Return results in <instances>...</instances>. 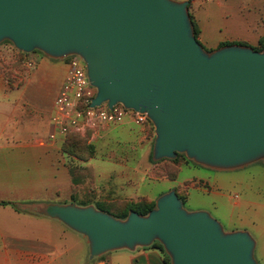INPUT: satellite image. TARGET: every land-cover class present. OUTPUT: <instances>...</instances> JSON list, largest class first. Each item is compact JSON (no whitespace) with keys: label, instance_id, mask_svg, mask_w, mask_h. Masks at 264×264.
Wrapping results in <instances>:
<instances>
[{"label":"water","instance_id":"95a60500","mask_svg":"<svg viewBox=\"0 0 264 264\" xmlns=\"http://www.w3.org/2000/svg\"><path fill=\"white\" fill-rule=\"evenodd\" d=\"M5 42L24 54L82 59L97 90L90 107L146 115L155 162L185 155L215 171L264 164V48L205 51L188 1L0 0ZM17 206L83 236L91 260L158 242L170 264H258L248 231L225 232L209 212L186 210L175 190L125 220L75 202Z\"/></svg>","mask_w":264,"mask_h":264},{"label":"crops","instance_id":"0c3cea01","mask_svg":"<svg viewBox=\"0 0 264 264\" xmlns=\"http://www.w3.org/2000/svg\"><path fill=\"white\" fill-rule=\"evenodd\" d=\"M184 1L189 2L190 15L200 30L198 41L209 50H217L221 48L222 44H231V42L233 44L236 41L255 48L259 46L260 41L264 38V0ZM29 57L35 61L36 70L34 74L27 76L24 80L22 76L14 75L12 79L9 76L0 75V84L4 85V87L0 85V92L7 98L10 105L6 111L8 114L7 119L8 122L14 123V126L0 127V178L8 180L10 185L7 189L1 190L0 195L21 196L12 199L1 198L0 202L13 203L16 202L15 200H24L22 196L34 199L35 196L45 194L49 190H52V193L58 199L64 198V204L71 203L73 196H77L75 203L91 201V198H86L88 195L85 192L78 190V195L75 194L72 177L74 169L65 165L63 158L69 157V155L63 153L61 140L47 141L48 136L50 137L54 130L51 122H49L50 114L51 111L53 112L55 99L64 83L68 69L66 67L61 74L58 68L50 63V58L37 53H33ZM17 77L23 81V84L19 89L14 90ZM3 80H6L12 88H7ZM35 84H37L38 90L36 96L28 98V102L22 103V100L25 99L24 96ZM35 108L40 110L44 108L43 111H46L42 123L39 121L37 125H33L27 121L20 125L22 123L20 121L28 120V118H20L18 122L15 121L17 116L29 117V115H25V112L29 109L32 113ZM125 126L136 125L127 121L122 125L113 126L108 131ZM137 127L144 130L145 127L150 128L151 126L147 124ZM45 131L50 135L46 137L44 135ZM141 141L146 146L145 151L150 158L151 154L153 156L155 138H141ZM193 163L186 158L182 162L180 171L183 166L191 167L190 165H193ZM194 165L202 167L195 163ZM79 167L81 187H84L88 181V175L86 174L88 169H84L81 163ZM157 167L152 165L149 169L150 172L146 174L148 179L153 182L165 185L156 192L140 193L135 189V185L139 184L141 179L132 172H126L123 177L117 175L111 183L106 180L109 185L106 187L108 190L103 194V197H110L115 201H137L146 198L149 201L156 202L162 195L172 190H178L179 194L183 192L186 194L187 202L189 190L200 187L190 185L184 189L187 183H194L195 181L186 182L178 188L172 187L170 183L175 182L178 178L173 181L166 176L159 177L156 172ZM116 178L127 180L126 186L113 185ZM2 208L5 209L7 206ZM58 223V225L52 223L53 227L55 225L58 229L53 230L54 234L58 231L56 240L54 239L56 236H53L54 238L35 236L37 239H33L34 237H30V235L14 236L7 230L9 225L0 220V264H77L80 256L89 258L87 240L61 222L58 221ZM69 232L74 233L73 235H76V237H81L77 238V241L81 239L78 245H70L73 243L72 241L76 242V238H72L68 234ZM61 242H65L66 245L63 246ZM107 255L93 261H95V264H109L110 260ZM164 262L165 254L161 250L152 247L143 249L131 258V264H165Z\"/></svg>","mask_w":264,"mask_h":264},{"label":"rangeland","instance_id":"374dc122","mask_svg":"<svg viewBox=\"0 0 264 264\" xmlns=\"http://www.w3.org/2000/svg\"><path fill=\"white\" fill-rule=\"evenodd\" d=\"M174 1L182 2L184 0ZM199 1L201 2L203 0ZM233 44L241 45V43L237 41ZM203 48L209 53L215 51L209 50L205 47ZM251 48L256 50L254 47ZM19 60V51L16 50L11 43H3L0 46V75L9 76L12 79L14 75L22 76L24 80L27 76L34 74L36 65L33 58H23L22 61L24 63L21 64L19 63ZM27 63H32L33 67L27 66ZM50 63L54 64L61 74L67 67L66 60L59 61L50 59ZM3 82L7 88H12L6 80H3ZM16 82L14 90L19 89L23 84V81H21L19 77L16 78ZM0 85L4 87V85ZM37 91V84H35L29 92H27L26 96H24L25 99L22 100V103H26L28 102V98L30 99L33 96H36ZM8 106L10 105L7 98H5L0 92V127L14 126V123L11 121L8 122L7 119L8 114L6 111ZM43 107L45 108V106ZM44 108L41 110L35 108L32 113H30L28 109L25 112L26 114H24L27 116L29 115V117L17 116L15 117V121L18 122V119L20 118H28V120L20 121L22 122L20 125L27 121L31 122L33 125H37L39 121L42 123L46 112L43 111ZM51 116L52 111L49 122H51ZM44 135L47 137L50 134L45 131ZM148 137L150 139L156 138L154 126H151L150 128L145 127L144 130H140L137 126L120 127L98 135L95 139L89 138V143L95 147V154L89 161H81L70 156L63 158L65 165L74 169L72 177L75 194L78 195V190H80L81 192L87 193L88 197L86 198H91L92 200H99L100 198L99 201L93 202L91 200L82 201L80 203L95 205L101 202H105L106 204L116 202L110 197H103V194L108 190L106 187L109 185L106 180H109L111 183L117 175L123 177L126 172H132L141 179L140 183L135 185V189L140 193H152L162 188V186L165 187V185L161 183H155L151 179H148L146 175L150 172L149 169L152 165L158 166L156 172L159 177H164V173L166 172L164 170L165 168H163V164H156L151 160L152 154L150 158L147 156L145 151L146 146H144L141 138ZM48 140L49 136L47 138V141ZM62 143L63 141L61 144ZM80 163L84 169H88L86 171L88 181L87 185L84 187H81V171L79 170ZM190 166L191 167L183 166L178 179L175 182L170 183V185L175 188H178L186 182L195 181L196 183H199L196 184L194 182L185 185V188L190 185L200 186L199 188H191L189 190L188 201H185L184 204L185 209L190 212L199 210L209 212L211 216L223 226L225 232L239 231L240 229L248 231L256 241L255 258L258 264H264V164L257 163L236 171H215L195 166L194 163ZM127 182L128 181L123 178H116L113 181V185L125 187ZM8 183V180L0 178V191L7 189L10 186ZM17 197L21 196L0 195V199H12ZM22 197L24 200H15L16 202L13 203L64 204V198L58 199L54 193H52V190H49L45 194L37 195L34 199H30L26 196ZM73 199H77V196ZM95 207L97 208V206ZM0 220L9 225L7 230L14 236L30 235V237H34L33 239H37L35 236H46V238H54L53 236H56V238H54L55 240L58 237V231L56 234L53 232V230L58 229L55 225L53 227L52 224L54 222L58 225V221H51L48 218L28 211H17L11 205L7 206L5 209L2 207L0 208ZM68 234L71 235L72 238H76V242L74 243V241H72L73 243L70 244L71 246H74L75 244L78 245V243L81 242V239H79L80 241H77V238L81 237H76V235H73L74 233L72 234L71 232ZM61 243L63 246L66 245L65 242ZM140 251H143V249L140 248L137 252L118 251L110 253L107 255L110 260L109 264H131V258L136 256ZM89 259L90 257L85 258L80 256L77 260V264H95V261H90Z\"/></svg>","mask_w":264,"mask_h":264},{"label":"built area","instance_id":"2783aa9c","mask_svg":"<svg viewBox=\"0 0 264 264\" xmlns=\"http://www.w3.org/2000/svg\"><path fill=\"white\" fill-rule=\"evenodd\" d=\"M67 75L55 99L51 124L54 128L49 140L64 141L68 134H79L95 139L110 128L127 121L136 126L152 124L146 115L117 105L91 108L97 90L90 84L87 68L82 59L72 56L66 59ZM27 66L33 67L32 63Z\"/></svg>","mask_w":264,"mask_h":264},{"label":"trees","instance_id":"16d2710c","mask_svg":"<svg viewBox=\"0 0 264 264\" xmlns=\"http://www.w3.org/2000/svg\"><path fill=\"white\" fill-rule=\"evenodd\" d=\"M191 18H192V22H193V26H194V30H195V35H196V38L198 39L199 34H200V30H199V28H198L197 24L195 23L192 16H191ZM5 43H10V42H5ZM226 45H229V44L228 43L222 44L221 47L226 46ZM241 45L247 46V44H244V43H241ZM263 48H264V38L260 41L259 46L255 47V49L257 51H261V50H263ZM34 53L44 55L39 51H35ZM29 56H30V54H24V53L19 52V59H20L19 63L20 64L24 63L22 61L23 58L26 59ZM150 126H153V125L151 124ZM89 138H90V134H88L87 136H81L79 134H74V133L68 134L62 143L63 153L69 155L70 157L81 160V161H89L91 158H93V156L95 154V147L89 143ZM151 160L156 164H163V168H165L164 170L166 171L164 173V176L168 177L170 180L175 181L178 178L182 162L184 160H186V156L185 155H178L175 160L165 159V160H162L159 162H155L153 160V156H152ZM184 189H186V188H184ZM176 192L178 193V190ZM178 195H179V193H178ZM179 197L181 198V200L185 204L186 194L182 193L179 195ZM72 200H73L72 202H75L74 199H72ZM77 204L80 206H88L89 205V204H81V203H77ZM9 205L13 206L17 211L22 210L15 203L5 202V201L0 202V206H2V207H6ZM95 206H97V208H99L100 210L105 211V212L113 215L117 219L125 220L128 217L130 211H135L142 216L148 215L155 208V202L149 201L146 198H141L137 201L136 200H122V201L110 202L108 204H106L105 202H101V203L95 204ZM30 213H32V212H30ZM152 248H157V249L161 250L163 254H165L162 245L158 242L154 243ZM164 263L170 264V260L167 257V255H165V262Z\"/></svg>","mask_w":264,"mask_h":264}]
</instances>
